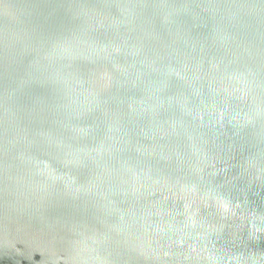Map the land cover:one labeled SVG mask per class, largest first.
<instances>
[{
    "label": "water",
    "instance_id": "water-1",
    "mask_svg": "<svg viewBox=\"0 0 264 264\" xmlns=\"http://www.w3.org/2000/svg\"><path fill=\"white\" fill-rule=\"evenodd\" d=\"M0 264H264V0H0Z\"/></svg>",
    "mask_w": 264,
    "mask_h": 264
}]
</instances>
